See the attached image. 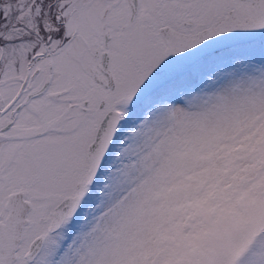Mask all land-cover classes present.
<instances>
[{
    "label": "snow or ice",
    "instance_id": "obj_1",
    "mask_svg": "<svg viewBox=\"0 0 264 264\" xmlns=\"http://www.w3.org/2000/svg\"><path fill=\"white\" fill-rule=\"evenodd\" d=\"M0 264H264V0H0Z\"/></svg>",
    "mask_w": 264,
    "mask_h": 264
}]
</instances>
